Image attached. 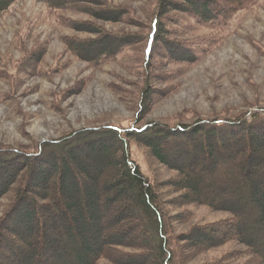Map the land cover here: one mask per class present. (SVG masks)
Listing matches in <instances>:
<instances>
[{
    "label": "trees",
    "instance_id": "1",
    "mask_svg": "<svg viewBox=\"0 0 264 264\" xmlns=\"http://www.w3.org/2000/svg\"><path fill=\"white\" fill-rule=\"evenodd\" d=\"M15 1L0 0V17ZM36 1L57 23L66 22L64 25L75 30L95 32L98 34L95 41H105L104 51L88 60L92 65H102L135 44H143L142 66L147 70L148 65L152 66L154 46L160 38L176 45L171 51L164 48V62L193 63L220 43L236 13L247 10L258 0H202L201 3L200 0H154L153 12L146 17V31L125 34L110 46L104 27L92 23H89L91 28L88 24V28L82 24L76 26L59 12L83 11L87 6H95L94 13H91L93 8H87L86 12L101 22L134 26L138 21L129 7L115 5L112 0H97L98 4L94 0ZM170 10L179 11L181 17L171 22L167 17ZM201 29L208 32L196 33ZM164 30L169 34L161 35ZM188 33L195 35L186 38ZM78 40L84 45L94 43ZM182 46L187 55L173 56L172 52L179 53ZM27 60L19 61V70L33 66ZM152 92L145 84L140 102L144 98L148 102ZM263 130L264 107H261L226 118H200L189 125L150 121L138 127L92 126L40 142L34 149L1 146L0 199L9 195V203L0 217V264H98L105 259L112 264H191L201 253L228 242L242 244L243 248L197 264H264V154L261 161L257 151L264 145ZM241 133L247 135L245 143L236 148L231 143V154L236 157L235 167L231 169L233 185L227 172L222 175L223 186H218L216 193H213L216 187L212 186L209 190L212 194L207 197H203L198 178L190 174L192 171L182 169L183 152L177 149L166 152L161 144L174 139L177 142L169 146L181 148L183 142L202 134L204 145H209L208 140L220 154L223 143L219 140L232 142ZM251 134L259 136L253 137L257 141H252ZM134 143L145 146L152 160L174 174L162 184L150 181L131 159L130 146ZM103 152L115 153L113 159L106 161L113 168V180L99 188L97 175L106 164ZM209 153L207 158L211 157ZM87 166L93 168V173ZM254 166L256 173H251ZM225 188L231 194H218ZM172 192L176 195L169 197ZM186 204L203 205L228 214L177 232L175 224L182 222L181 217L189 221L191 215L185 217V212L180 211L173 214L171 208ZM116 256L121 258L119 262Z\"/></svg>",
    "mask_w": 264,
    "mask_h": 264
},
{
    "label": "rangeland",
    "instance_id": "2",
    "mask_svg": "<svg viewBox=\"0 0 264 264\" xmlns=\"http://www.w3.org/2000/svg\"><path fill=\"white\" fill-rule=\"evenodd\" d=\"M94 1V4H98L97 0ZM112 1L115 5L129 7L138 22L134 26L122 22H101L86 12L87 8H93L91 13H94L95 6L80 8L83 11L62 10L59 14L76 26L82 24L91 28L89 23L101 25L108 32L106 41L109 46L115 45L125 34H143L146 31L145 24L153 12L154 0ZM192 7L186 6L187 9ZM167 15L171 22L181 17L179 11L173 10ZM54 18L48 16L44 6L36 0H16L0 17V147L34 149L40 142L92 126L114 124L138 127L150 121L189 125L200 118H226L238 112L264 107V0H258L247 10L236 13L220 43L193 63L179 65L164 62V48L171 51L176 45L170 42L168 45L160 38L154 46L152 66L148 65L147 70L142 66L143 44H135L116 59L102 65H92L88 60L104 51L105 41H95L98 39L95 32L75 30L64 25L66 22L57 23ZM163 32L161 35L169 34L165 30ZM207 32L201 29L196 33ZM194 35L188 33L186 38ZM79 38L94 43L84 45L79 43ZM182 48L179 53L172 52V55H187L185 47ZM24 58H28L27 61L33 66L19 70L17 65ZM145 84L153 94L149 96L148 102L145 98L140 102V92ZM238 135L232 142L219 140L223 143V153L220 154L208 140L206 143L209 145H204L202 134L196 136L195 140L183 142L181 148L169 146L177 142L174 139L173 142L164 140L161 144L166 152L176 149L177 152H183L180 154L182 169L192 171L190 174L198 178L197 184L203 197H207L212 194L209 191L212 186L216 187L213 193L218 191V186H223L222 175L227 172L232 176L229 179L233 185L235 180L231 169L235 167L236 157L231 154V143L236 148L247 140L246 134ZM251 135L252 138L259 137ZM261 135H264V130ZM257 151L261 156L259 159L263 161L264 145ZM207 152H210V158H207ZM101 155L106 164L105 169L97 175L99 188L113 180V168L106 161L113 159L111 157H115V153L103 152ZM130 156L139 171L150 181L162 184L174 174V171L152 160L142 144H132ZM91 166L86 168L93 173ZM238 168L241 170V165ZM250 169L251 173H256L257 167ZM237 175H240V171ZM225 189H221L222 192L218 194H231ZM174 195L176 192L170 193L169 197ZM240 197L243 200L246 198ZM120 199L122 202L123 198ZM8 203L9 195L0 199V217ZM124 204L127 205L126 202ZM171 210L172 213L185 212V217L191 215L189 221L181 217L179 219L182 222L174 223L177 232L187 230L191 224L213 221L228 214L226 211H212L206 206L193 204ZM242 248V244L228 242L201 253L190 263L208 262L230 250ZM116 258L118 262L121 259L119 256ZM98 264L112 263L105 259Z\"/></svg>",
    "mask_w": 264,
    "mask_h": 264
}]
</instances>
